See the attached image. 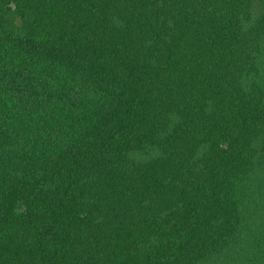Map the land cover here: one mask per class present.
Here are the masks:
<instances>
[{
    "label": "trees",
    "instance_id": "trees-1",
    "mask_svg": "<svg viewBox=\"0 0 264 264\" xmlns=\"http://www.w3.org/2000/svg\"><path fill=\"white\" fill-rule=\"evenodd\" d=\"M0 264H264V0H0Z\"/></svg>",
    "mask_w": 264,
    "mask_h": 264
}]
</instances>
